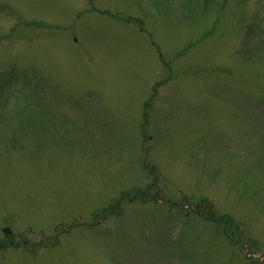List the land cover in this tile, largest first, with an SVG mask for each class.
<instances>
[{
  "label": "rangeland",
  "instance_id": "1",
  "mask_svg": "<svg viewBox=\"0 0 264 264\" xmlns=\"http://www.w3.org/2000/svg\"><path fill=\"white\" fill-rule=\"evenodd\" d=\"M223 1L0 0V264H264L255 2Z\"/></svg>",
  "mask_w": 264,
  "mask_h": 264
},
{
  "label": "trees",
  "instance_id": "2",
  "mask_svg": "<svg viewBox=\"0 0 264 264\" xmlns=\"http://www.w3.org/2000/svg\"><path fill=\"white\" fill-rule=\"evenodd\" d=\"M152 4L159 10L162 8V12L166 15L172 12H178L182 19V22H191L195 14L201 9H208L210 6L215 4L214 0H150ZM225 1V0H224ZM223 1V2H224ZM255 3L252 6L254 9L251 12H247L241 16L239 29L243 32L242 49L245 56L248 59L256 60L259 62L264 60V2L263 0H253ZM176 2L177 5L173 6L172 3ZM222 2V3H223ZM163 4V6H162ZM257 35V36H256ZM262 44V48L259 45ZM1 73L0 75H2ZM9 95H11L9 97ZM31 95V94H30ZM14 93L10 85L0 86V104L3 106L2 109H7L9 98L12 99ZM5 111V110H4ZM7 112V111H6ZM136 195V194H135Z\"/></svg>",
  "mask_w": 264,
  "mask_h": 264
}]
</instances>
